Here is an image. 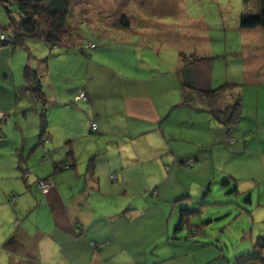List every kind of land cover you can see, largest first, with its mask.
I'll return each instance as SVG.
<instances>
[{"label": "rangeland", "instance_id": "obj_1", "mask_svg": "<svg viewBox=\"0 0 264 264\" xmlns=\"http://www.w3.org/2000/svg\"><path fill=\"white\" fill-rule=\"evenodd\" d=\"M260 1L71 0L73 17L69 24L72 27L68 25L71 32L65 41L79 45L78 49L47 48L48 54L43 60L37 61L39 64L44 63L45 67L49 65V76H43V81L53 85L62 84V91L55 86L50 90L51 95H62L61 110L57 111L56 116H49L50 108L57 110L58 106L53 104L55 101L49 104L51 99L48 92L47 103L44 104L45 101L38 99L40 107L34 112L30 111L28 115L29 121L38 118L39 129L32 137L49 135L64 155L68 150H74L76 156L80 157L77 164L80 172L77 167L62 171L63 176L68 174L65 177L66 183L71 180L74 189L81 187L84 181L80 177L89 164L90 155L87 152L105 147L109 140L117 141V134H128L136 127L137 132L160 139L158 125L114 112V106L122 111L124 102L128 99L151 98L161 114L166 111V115H169L161 123V130H158L169 137H162V141L160 140L165 144L166 150L177 149L179 153H204V150H211L206 153L210 158L200 169H197L199 161L192 167L184 165L182 169L178 168L173 172L168 181L159 183L163 197H177L185 190H192L196 196L200 194L204 183H209L208 186L211 183L212 193L207 197V202H202L201 198H180L189 207L201 209L189 214L191 235L188 234L189 228H185L177 235L171 234L168 237L165 234L157 241L165 243L168 238L179 241L182 240L181 237H185L186 241L191 238L200 242L209 241L218 247L227 245V254L232 257L238 250L253 249L261 224L264 223V27L243 28L240 17L247 10L257 9ZM3 8L0 4V34L5 31L12 35L4 29L8 18ZM0 40L3 42V39ZM35 42L30 45L31 51L24 49L26 58H29V52L38 55L40 52L36 51L41 50L42 44L48 46L41 39H36ZM93 42L98 45L96 50L91 46ZM87 44V49L81 48ZM11 51V47L0 45V58L6 57L5 54L11 56ZM1 79H5V73L0 63V81ZM207 82L213 87L224 85L228 90L215 93L216 89ZM189 85L196 89L198 96L201 94L198 98L205 101L212 99L224 122H220L201 106L191 104L189 100L185 102L181 88L189 91ZM81 88L87 92V99L76 100V93ZM212 94L217 97L216 100ZM239 96L242 102V119L234 123L232 117L228 122L229 103L237 101ZM198 98L199 102L204 101ZM93 102L112 108L109 120L101 124L100 131L98 126L92 124L96 122H92L91 127L86 125L85 112L92 111ZM202 104L206 107L207 103ZM43 108L46 123L49 124L44 130L45 133L41 129ZM5 121H10L8 113L0 115V125L6 123ZM104 126L110 129V138L101 133ZM61 128L62 140L59 142L56 132ZM90 128L92 132L89 131ZM218 147L221 157L217 153ZM152 149L153 146H148V142L134 140L124 148L116 147L113 154L119 157L116 162L122 163L120 157L127 161L139 156L143 159L142 163L154 164L161 168V172H166L165 163L172 161V158L167 151L158 152L156 155ZM3 150L11 149L7 146L6 137L0 134V154ZM48 159L44 162H48ZM194 161V158L189 157L184 163L191 164ZM98 162L102 164L101 160ZM37 166H42L41 176L44 169L49 167L41 159L38 165L33 166L34 173L38 171ZM101 174L103 182L107 183L111 178L107 175V169L102 168ZM224 174L233 177L232 181L238 183L240 193L236 195L234 191H230V184L221 182ZM27 177L28 175L25 176ZM115 178L112 175V179ZM40 179L37 180L38 187L45 193L39 185ZM5 180L0 169V244L10 223V220L6 221L10 209L2 201ZM65 190V194H69ZM152 190L149 189L146 195H136V206H139V202L145 204V200L146 205L150 203L151 193H157ZM107 191L116 194L114 186H109ZM247 192L253 196V201L249 204ZM108 199L111 200L112 197H107ZM6 202L10 203L8 198ZM13 203L11 208H14ZM159 204L166 210L164 222L172 233L178 221L169 209L172 205L162 201ZM179 208L181 207L178 202L176 213L180 217ZM11 211L14 213L13 209ZM136 228L132 226L134 236ZM13 230L12 228L9 232ZM141 233L143 231H138L139 235ZM125 234L128 235L126 232ZM1 245L0 264H8V257L2 256L8 250L4 249L3 242Z\"/></svg>", "mask_w": 264, "mask_h": 264}, {"label": "crops", "instance_id": "obj_2", "mask_svg": "<svg viewBox=\"0 0 264 264\" xmlns=\"http://www.w3.org/2000/svg\"><path fill=\"white\" fill-rule=\"evenodd\" d=\"M35 43L38 44V42ZM6 46L10 47V45ZM47 48L52 49L42 44L41 50L36 51L40 53L30 54L29 58H26L24 52L26 48L12 50L11 56L5 54L6 57L0 58L5 73V79L0 81V102L2 103L0 111L7 110L4 113H8L10 119L0 125V134L6 137L7 146L11 149L3 150L0 154L1 174L2 178L6 179L5 195L2 201L10 209L6 220H10L7 225L9 229L5 236L2 235L4 249L8 250V254L5 253L2 256L8 257V264H24L27 263L24 262L26 259H33L35 264H237L235 261L237 253L234 257L227 254V245L218 247L212 244L213 242H200L193 238L186 242L168 238L166 241L172 244L157 241L165 234L168 237L172 234L169 232V226H165L164 218L156 216L157 209L163 210L159 204L160 201L166 204L174 202L185 204L180 198L184 196L189 198L190 193V190H185L177 197H163L159 183L168 181L173 172L178 168L182 169L184 160L189 157L194 158L195 163L200 162L197 167L200 169L210 158V155L206 153L211 150H204V153L200 151L179 153L177 149L166 150L165 144L161 141L162 137H169L158 130H161V123L168 119L169 115H166V111L161 114L151 98L128 99L124 102L122 111L114 106V112L137 121L158 125L157 132L160 139L139 133L136 127L128 134H117V141L109 140L110 142L105 147L95 151L91 149L87 152L90 155L89 164L86 165L85 173L80 177L84 181L81 187L77 185L79 188L74 189L71 180L68 184L66 183L65 177L68 174L63 176L62 171H70L77 167L80 172V167L77 166L80 157H77L73 150L71 154L74 160L72 161L70 157L72 155L70 153L64 155L49 135L42 138L44 142L40 143L41 135L32 137L39 129L37 127L38 118L28 120L29 112L38 109L40 103L34 96V90L27 84L26 66L37 69L41 79L43 76L48 77L49 65L45 67L44 63H37L48 54ZM9 49L5 48V50ZM28 49L31 51V46ZM42 82L44 90L50 95L49 104L55 101L53 104L58 106L57 110L50 108L49 116H56L57 111L61 110L62 95L58 93L51 95L50 90L52 86H55L60 87L62 91V84L53 85L43 80ZM177 82L176 85L179 86ZM207 84L211 86L209 82ZM78 93L79 90L76 96ZM4 105L6 107H3ZM91 106L92 111L85 112L86 125L91 127V123L96 122L98 131H100L101 124L109 120L112 108L100 106L94 102ZM67 130H65L66 135ZM101 133H105L109 138L112 136L110 129L105 126ZM56 134L59 135L58 140L61 142L62 128ZM144 137L146 140H143ZM134 140L135 142L138 140L148 142V146H153L152 150L156 155L158 152L167 151L172 161L165 163L166 172H163L164 170L161 172V168L154 164L142 163L143 159L139 156L137 159L129 158L127 161L124 157H120L122 163L116 162L119 160V157L113 154L116 147L124 148ZM219 142L223 145V141ZM156 146L163 147L157 148ZM218 148L217 153L221 157L220 147ZM41 159L43 163L49 165L47 169H44L42 176L40 175L42 166H37L36 173L33 167L38 165ZM45 159H48V162H44ZM100 160L102 164L98 162ZM65 161L68 164L76 162V165H69L68 168L62 169V163ZM58 164H61L59 168ZM102 168H106L108 177H111L107 183L102 180ZM24 175L28 177L25 178ZM112 175L116 178L112 179ZM47 176H51L54 184L45 194L40 191L37 180ZM224 176L233 180L231 175L224 174ZM154 185L156 187L153 188ZM206 185L207 183L203 184V186ZM109 186H114L116 194L107 191ZM62 188L66 189V193L69 192V194H65ZM151 188L157 193L155 195L151 193L150 203L146 205L145 200V204L139 202V206H136L134 199L136 195H146ZM107 197H112V199L107 200ZM7 198L10 203L6 202ZM12 203L14 208L10 207ZM132 226L134 228L139 226L135 229L136 236L133 235ZM12 228L14 230L9 232ZM138 231H143V233L139 235ZM11 238L12 243L8 242ZM33 261L29 263L34 264Z\"/></svg>", "mask_w": 264, "mask_h": 264}, {"label": "trees", "instance_id": "obj_3", "mask_svg": "<svg viewBox=\"0 0 264 264\" xmlns=\"http://www.w3.org/2000/svg\"><path fill=\"white\" fill-rule=\"evenodd\" d=\"M0 4L4 7L5 14L8 18L7 26L4 27V29L11 32L13 35L12 37L13 39H11L10 41L2 42L0 45H10V47H12V50H16L20 48H26L27 50L31 42H35L36 39L37 40L41 39V41L45 42V44L48 45L50 48L75 47V49H78L77 47L79 45L71 43L69 41L68 42L65 41L67 36L69 37V33L71 32V29H69V26L72 27V25L69 24L71 23L70 19H72L73 17V12L71 9V6H72L71 0H0ZM240 18H241L240 25L243 28L264 27V0L260 1L257 9H253L250 11L247 10L246 12H243ZM88 45L89 44L85 46H81V48L87 49ZM93 45L94 46L92 47L97 48L96 43L93 42ZM25 75L28 78L27 84L34 90V93H35L34 96L37 99H42L43 101H45L44 104H46L47 95L43 88V85H42L43 82H42L41 76L38 74V71L36 69L31 68L29 65H27L26 70H25ZM214 88L216 89L215 93H219L220 91H223V90H228V88H226L224 85L220 87H214ZM188 90L190 92L185 91L183 88H181V94L185 102L189 100L191 104L201 106L204 110L211 112L212 115L216 117L220 122H224L222 121V116H219V113L215 109L212 103V99L209 101H205L202 98H198L201 94L198 96V94L195 93L196 89L190 85H189ZM214 95L212 94L211 96H214ZM197 98L200 99L201 101L204 100L205 102L204 101L199 102ZM214 99L216 100L217 97L214 96ZM202 103H207L206 107ZM229 105L230 106H228L229 111L227 113L228 114L227 120L229 122L230 120H232V117H233V120H235L234 123L236 122L238 123L239 120L242 119V116H241L242 102H241L240 96L238 97L237 101L233 103L230 102ZM42 115H44V117H42V124H41L42 128L41 129H42V133H45L44 130L47 128L48 124L46 123V116H45L44 108L42 111ZM42 138L44 137L41 135L40 143L44 141V139ZM69 151L70 152H68V154L69 153L73 154L72 150H69ZM70 157L73 161L74 160L73 155ZM194 163L195 161L191 164L184 163V165H189L192 167L195 165ZM62 164H63L62 169H66L69 167V165L75 166L76 162H72L68 164L65 161ZM59 165L61 164H58L57 166L58 168H59ZM49 178H51V176L44 177V180H48ZM221 182L223 184L226 182L230 184V186H228V187H231L230 191H234L236 195L237 193H240L237 182L231 181L230 179H228V176H224ZM208 184L206 186H203L200 191V194H196V196L192 193V190H190V193L188 194L189 198H193L194 200L201 198L203 200L202 202H207L208 201L207 197L209 196L210 193H212V188H211L212 185L210 183V185L208 186ZM241 193H244V192H241ZM246 198L248 200L247 204L253 201V196L249 192H247ZM189 200L193 201L192 199H189ZM171 205L172 207H169V209L171 210V214H174L175 220L176 218L178 219V221L176 220L177 223L175 224V229H173L172 234L177 235L180 231L185 230V228H189L188 234L191 235L192 233H191L190 224L188 220L189 214L193 212H198L201 209L198 210V208L189 207L186 203L185 204L180 203L181 208H179L180 210H178L180 214V217H179L178 214L176 213L178 202L177 203L174 202ZM165 211L166 210L157 209L155 211L156 216L159 215L160 217L165 218L166 217ZM209 221H212V220H209ZM204 233H206L205 230H204ZM181 238L182 240H179V241L186 242L185 237H181ZM11 241H12V238L8 242H11ZM166 242H169V244H172L170 243V241H166ZM242 250L243 249H241V251L238 250L236 252L237 254L235 256V261L237 264H256V263L264 264V223L261 224L260 234H258V236L255 239L253 249L248 248V249H245L244 251ZM30 261L32 262L33 259H26L24 262H27V263H24V264H32V263H29ZM34 262L35 261H33V263Z\"/></svg>", "mask_w": 264, "mask_h": 264}, {"label": "built area", "instance_id": "obj_4", "mask_svg": "<svg viewBox=\"0 0 264 264\" xmlns=\"http://www.w3.org/2000/svg\"><path fill=\"white\" fill-rule=\"evenodd\" d=\"M13 37V35H9V34H5V33H2L0 35V39H3V40H11ZM91 46H94L93 44ZM76 100H82V99H87V92L85 91V89H82L79 91L78 95L75 97ZM0 115H3L4 116V112L0 111ZM94 126L97 127V124L96 123H92ZM40 184L43 191L45 193H48L50 191V187L53 185V180L52 179H48L47 182L43 183L45 180L44 179H40Z\"/></svg>", "mask_w": 264, "mask_h": 264}, {"label": "clouds", "instance_id": "obj_5", "mask_svg": "<svg viewBox=\"0 0 264 264\" xmlns=\"http://www.w3.org/2000/svg\"><path fill=\"white\" fill-rule=\"evenodd\" d=\"M2 33H3V32H2ZM2 33H1V34H2ZM4 33H5V34H9L8 32H4ZM1 34H0V35H1ZM9 35H10V34H9ZM0 41H1V40H0ZM4 41H6V40H3V42H4Z\"/></svg>", "mask_w": 264, "mask_h": 264}]
</instances>
